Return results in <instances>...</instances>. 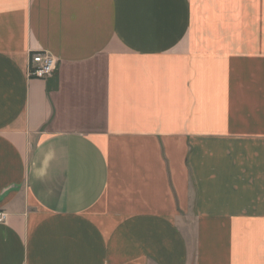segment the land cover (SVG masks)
Instances as JSON below:
<instances>
[{"label":"crops","instance_id":"1","mask_svg":"<svg viewBox=\"0 0 264 264\" xmlns=\"http://www.w3.org/2000/svg\"><path fill=\"white\" fill-rule=\"evenodd\" d=\"M0 212V264H264V0H0Z\"/></svg>","mask_w":264,"mask_h":264},{"label":"built area","instance_id":"2","mask_svg":"<svg viewBox=\"0 0 264 264\" xmlns=\"http://www.w3.org/2000/svg\"><path fill=\"white\" fill-rule=\"evenodd\" d=\"M57 66V61L45 52H35L31 55L29 63V76L34 78H45L50 75ZM6 218L5 212H0V222Z\"/></svg>","mask_w":264,"mask_h":264}]
</instances>
